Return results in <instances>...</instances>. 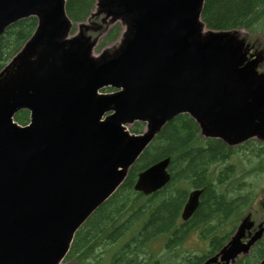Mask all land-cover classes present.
I'll use <instances>...</instances> for the list:
<instances>
[{
  "label": "water",
  "instance_id": "obj_1",
  "mask_svg": "<svg viewBox=\"0 0 264 264\" xmlns=\"http://www.w3.org/2000/svg\"><path fill=\"white\" fill-rule=\"evenodd\" d=\"M64 4L0 0V35L19 19L36 18L0 70V264H71L62 260L77 229L179 114L195 121L201 137L228 146L264 140V48L249 53L243 29L207 28L203 0H96L71 35ZM116 22L117 39L95 52ZM106 87L115 90L99 92ZM20 109L29 111L26 125L14 120ZM135 121L144 123L136 134L128 128ZM169 162L139 171L133 189L149 195L164 187ZM201 191L189 192L183 220ZM251 226L246 214L199 264H234L249 254L263 231L245 241Z\"/></svg>",
  "mask_w": 264,
  "mask_h": 264
},
{
  "label": "trees",
  "instance_id": "obj_2",
  "mask_svg": "<svg viewBox=\"0 0 264 264\" xmlns=\"http://www.w3.org/2000/svg\"><path fill=\"white\" fill-rule=\"evenodd\" d=\"M94 2L65 0L66 14L73 22L83 20ZM201 19L211 29L245 28L264 33V0H204ZM35 25V18L28 17L6 28L0 36V69ZM119 29L118 24L112 26L100 46L115 40ZM14 119L26 124L28 112L20 110ZM142 125L136 122L130 131L138 133ZM232 153L233 149L221 140L200 137L197 125L187 114L167 121L116 192L76 231L66 258L74 259L75 264H198L229 238L231 230L226 225L234 222L231 217L239 207L237 199L228 198V188L218 192L216 183L224 184L226 179L213 171V166L227 161ZM164 157H170L169 182L147 196L134 191L138 171ZM192 187L204 188L201 201L193 215L182 221L180 210ZM191 232H196L207 246L201 253L183 246ZM263 254L264 238L237 264H256Z\"/></svg>",
  "mask_w": 264,
  "mask_h": 264
},
{
  "label": "rangeland",
  "instance_id": "obj_3",
  "mask_svg": "<svg viewBox=\"0 0 264 264\" xmlns=\"http://www.w3.org/2000/svg\"><path fill=\"white\" fill-rule=\"evenodd\" d=\"M251 37L252 39L257 40V44H259L257 46L259 48L264 47V33H262L261 31H256L251 35ZM252 39H250V41H252ZM263 68L264 64L262 65L261 69ZM263 143L264 142H258L253 138V140H250L243 144L242 149L238 146H235L233 147L235 149L233 156L230 157L229 160L227 159V161L219 162L215 166H213V171L215 172V175L218 173V176L226 173L227 170H232L231 181L226 180L223 185H217L216 189L218 191H221L222 189L225 190L226 188H233L231 189V191H233V193L231 194V198L237 199L241 197L240 194L244 195L246 198L252 197V199L246 200V204L241 205L240 208L242 209L243 214H241L239 219L243 217L244 213H248V211L252 213V219L256 221H258L264 214V149L259 147ZM249 153L253 154L254 157L250 158L251 156L249 155ZM255 165L256 168H252ZM226 178L227 177L225 176V179ZM248 182L250 183L249 187L251 185H253L254 187L255 192L253 191L254 193L252 194V196L251 194L247 195L246 191L241 192L242 189H247L246 183ZM194 188L195 187H192L189 190H192ZM198 188H201L202 191L204 190L203 187ZM186 197L187 195H185L184 197V202L186 200ZM89 218L90 216L88 217V219ZM160 242L161 241H159V243ZM183 246L185 247V249L197 250L198 253L201 249H204L205 245L204 240L201 241V238H199L196 232H191L184 238ZM67 260L68 261L64 262L75 264L74 259ZM101 262L102 264H106L105 261Z\"/></svg>",
  "mask_w": 264,
  "mask_h": 264
},
{
  "label": "flooded vegetation",
  "instance_id": "obj_4",
  "mask_svg": "<svg viewBox=\"0 0 264 264\" xmlns=\"http://www.w3.org/2000/svg\"><path fill=\"white\" fill-rule=\"evenodd\" d=\"M247 142H248V141H247ZM244 143H246V142H244ZM242 147H243V145H241L239 148L242 149ZM259 147L262 148V149H264V143H263L262 145H260ZM241 149H240V150H241ZM249 155H253V154L249 153ZM259 223H263V224H264V214H263V216L259 219Z\"/></svg>",
  "mask_w": 264,
  "mask_h": 264
}]
</instances>
